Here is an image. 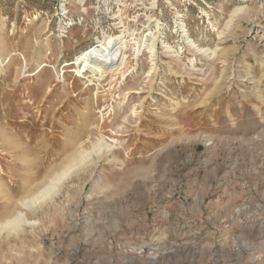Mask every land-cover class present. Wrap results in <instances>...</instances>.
<instances>
[{
    "label": "rangeland",
    "instance_id": "rangeland-1",
    "mask_svg": "<svg viewBox=\"0 0 264 264\" xmlns=\"http://www.w3.org/2000/svg\"><path fill=\"white\" fill-rule=\"evenodd\" d=\"M79 1L0 0V264H264V0Z\"/></svg>",
    "mask_w": 264,
    "mask_h": 264
},
{
    "label": "bare ground",
    "instance_id": "bare-ground-1",
    "mask_svg": "<svg viewBox=\"0 0 264 264\" xmlns=\"http://www.w3.org/2000/svg\"><path fill=\"white\" fill-rule=\"evenodd\" d=\"M104 3H109L110 0H101ZM80 6H85V0L79 1ZM240 12L239 10H236L235 14ZM233 14V15H235ZM182 29L184 28L185 32V25H182ZM188 33V32H187ZM187 33L184 34L186 37V44H188V47L197 54L200 55H210L209 57L212 60H215L216 58V52H209V50L199 49L196 44L193 42L192 39H190L187 36ZM107 38V37H106ZM131 44L130 42L124 37L122 39H114L113 37L105 39L101 45L94 46L89 48L88 50L84 51L80 56H78L75 61H73V65L80 68L82 65L85 68H88L91 73H94V75H102L106 73H114L116 71H121L123 69V66L126 62L127 58V52L130 48ZM152 47H153V61L154 58L157 57L158 52V37L155 36L152 39ZM166 52L168 54L174 53L172 51L171 47L169 45H165ZM172 58L179 57L178 56H171ZM203 57V56H202ZM156 60V59H155ZM155 64V63H154ZM153 64V65H154ZM93 75V76H94ZM104 77V76H103ZM102 78V77H101ZM96 148V154L98 159L106 158L110 155L114 154V148L110 147L107 143H105L103 140L95 146ZM87 158L85 155L74 157L71 161V163L59 174L55 175L51 178L49 183L36 195L29 199L23 200L21 202V206L36 214L41 208L43 203H46L48 200L52 201L54 198H56L64 189V184L69 181L72 177V174L75 168L80 167V169L77 170V173L81 171V169H88L89 163L85 164ZM24 216L20 215L16 220H14V226L23 224V227L26 228H35V224L29 223L28 221L23 219ZM12 223L8 222L4 225V227H9L10 225H13Z\"/></svg>",
    "mask_w": 264,
    "mask_h": 264
},
{
    "label": "built area",
    "instance_id": "built-area-1",
    "mask_svg": "<svg viewBox=\"0 0 264 264\" xmlns=\"http://www.w3.org/2000/svg\"><path fill=\"white\" fill-rule=\"evenodd\" d=\"M103 2V1H102ZM85 3H86V0H85Z\"/></svg>",
    "mask_w": 264,
    "mask_h": 264
}]
</instances>
